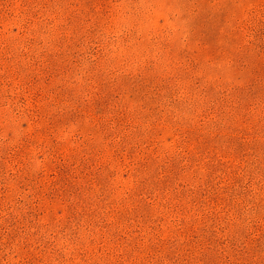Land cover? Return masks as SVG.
Instances as JSON below:
<instances>
[{
    "label": "rangeland",
    "instance_id": "obj_1",
    "mask_svg": "<svg viewBox=\"0 0 264 264\" xmlns=\"http://www.w3.org/2000/svg\"><path fill=\"white\" fill-rule=\"evenodd\" d=\"M0 264H264V0H0Z\"/></svg>",
    "mask_w": 264,
    "mask_h": 264
}]
</instances>
